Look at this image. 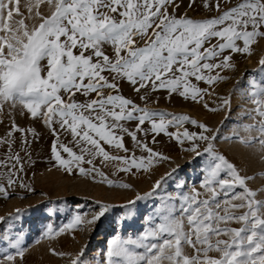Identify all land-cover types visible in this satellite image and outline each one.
<instances>
[{
    "label": "snow or ice",
    "instance_id": "snow-or-ice-1",
    "mask_svg": "<svg viewBox=\"0 0 264 264\" xmlns=\"http://www.w3.org/2000/svg\"><path fill=\"white\" fill-rule=\"evenodd\" d=\"M45 2L49 12L37 10L29 25L14 18L23 16L19 0H0V197L28 188L22 177L36 163L30 145L42 135L36 123L52 138L50 160L65 174L132 191L109 175L151 176L171 161L152 146L166 137L189 156L196 180L189 187L191 177L181 179L177 165L121 205L120 231L106 241L99 264H264V79L241 90L253 106L237 104L243 115L230 134L221 131L228 117L214 128L159 107L178 98L231 115L232 95L216 89L235 70L236 56L264 54V0H187L186 7L184 0H37V9ZM257 62L264 66V58ZM221 141L250 150V170ZM141 201L143 210L135 207ZM96 203L90 218L77 205L44 235L94 231L113 208ZM12 215L0 216V264H23L20 237L2 227ZM87 251L70 255V264H85Z\"/></svg>",
    "mask_w": 264,
    "mask_h": 264
},
{
    "label": "rangeland",
    "instance_id": "rangeland-1",
    "mask_svg": "<svg viewBox=\"0 0 264 264\" xmlns=\"http://www.w3.org/2000/svg\"><path fill=\"white\" fill-rule=\"evenodd\" d=\"M36 4L37 0H19V8L23 16H15V20L24 18L26 23L31 25L33 19H38V17H35L37 10L43 13L49 12L46 2L41 3L39 9H37ZM186 4L187 0H184V7H186ZM30 6L33 9L32 16H29L28 13ZM184 7L181 8V12L184 11ZM189 14L194 15L196 13L189 12ZM258 58H264V54L257 51V54L250 59L243 55L236 56L234 61L236 64L235 70H230L228 72L229 79L216 89L218 93H229L232 95L233 105L230 116L227 112L213 114L203 110L198 104L181 102L178 98L173 99L170 103L162 100L159 107L168 111L189 114L214 128H219L221 121L228 117V123L221 131L223 134H230V130L235 127L232 121L240 120L243 115L237 108V104H242L247 108L253 106L249 100L241 99V90L253 78L257 80L264 79V66L257 62ZM125 94H129L127 90ZM207 99L212 102L211 97ZM16 120L22 126H33V122L27 118L17 116ZM243 123L249 124L254 123V121L244 119ZM34 126L42 135L37 142L30 145L32 158L36 163L34 167H27L26 174L22 177L28 188H16L9 199L0 197V216L7 217L10 213L13 214L11 219H7L2 227L5 231L11 229V232L8 233L11 238L20 237L21 246L24 250L23 264H70V255L75 254L85 246L88 248L85 264H99V254L104 249L106 241L120 231L118 221H120L126 211L121 205L125 204L129 199H134L137 193L150 190L155 179H158L165 172L171 171L177 165H180L183 169L179 173L181 179L185 175L191 177L188 182L189 187L192 186L197 177V172L193 166L186 163L189 156L176 143L166 142V137H160V143L152 146L171 157L170 162L156 166L155 172L151 176L138 174L129 179L126 173L109 175V179L115 180L117 184H133L135 191L118 187L109 188L107 185L93 183L78 174L75 176L65 174L63 169L59 168L54 161H51L49 148L52 138L39 123ZM4 130V127H0V132ZM240 135L244 136L248 135V133L241 131ZM252 135H256V133H252ZM17 136L19 137V134ZM29 139L31 140V137ZM127 142L131 146L130 140ZM218 147L230 159L234 160L242 170L246 168L250 170L248 166L252 165L255 159L251 155L250 150H244L237 144L223 141L219 143ZM105 171L110 172L111 170L105 169ZM196 187H198V184ZM29 188L32 191H29ZM97 201L109 203L113 205V208L106 214V217L102 218L94 226V231L90 226L88 230L77 228L60 236L49 237L44 235L48 224L59 226L66 223L67 219L71 218L73 214L71 210L77 205H83L84 209L88 211L90 218L98 210ZM135 207L143 210L145 203L143 201L138 202ZM16 209L21 210L19 215H15ZM4 247H6L5 242L0 241V253H2ZM53 248L57 252H64L69 255H53L51 251ZM9 251L13 250L9 249ZM93 256L97 257L95 262L91 261Z\"/></svg>",
    "mask_w": 264,
    "mask_h": 264
}]
</instances>
